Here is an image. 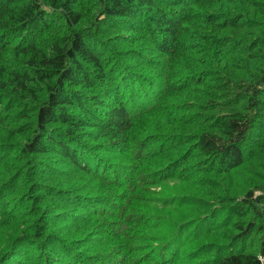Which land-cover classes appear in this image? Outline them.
Returning <instances> with one entry per match:
<instances>
[{
	"label": "trees",
	"instance_id": "trees-1",
	"mask_svg": "<svg viewBox=\"0 0 264 264\" xmlns=\"http://www.w3.org/2000/svg\"><path fill=\"white\" fill-rule=\"evenodd\" d=\"M0 264H264V0H0Z\"/></svg>",
	"mask_w": 264,
	"mask_h": 264
},
{
	"label": "rangeland",
	"instance_id": "rangeland-1",
	"mask_svg": "<svg viewBox=\"0 0 264 264\" xmlns=\"http://www.w3.org/2000/svg\"><path fill=\"white\" fill-rule=\"evenodd\" d=\"M168 2H169V0H168ZM173 153H174V154H173L174 156H175V155H178L177 151H175V152H173Z\"/></svg>",
	"mask_w": 264,
	"mask_h": 264
}]
</instances>
